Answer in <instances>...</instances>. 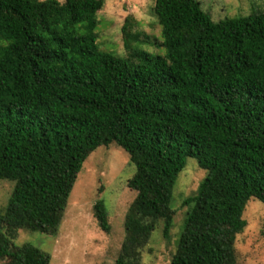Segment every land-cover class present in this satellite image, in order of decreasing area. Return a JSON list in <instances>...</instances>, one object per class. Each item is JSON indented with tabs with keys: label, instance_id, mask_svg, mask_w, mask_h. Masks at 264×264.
<instances>
[{
	"label": "trees",
	"instance_id": "trees-1",
	"mask_svg": "<svg viewBox=\"0 0 264 264\" xmlns=\"http://www.w3.org/2000/svg\"><path fill=\"white\" fill-rule=\"evenodd\" d=\"M105 0H0V261L50 264L20 230L57 236L87 158L115 144L135 167L136 193L115 264H142L188 160L207 172L184 200L170 264H237L251 200L264 204V12L213 21L198 0H156L160 49L122 26L126 55L98 43ZM155 45L156 43H151ZM94 216L111 230L103 200Z\"/></svg>",
	"mask_w": 264,
	"mask_h": 264
},
{
	"label": "rangeland",
	"instance_id": "rangeland-1",
	"mask_svg": "<svg viewBox=\"0 0 264 264\" xmlns=\"http://www.w3.org/2000/svg\"><path fill=\"white\" fill-rule=\"evenodd\" d=\"M63 1V0H60ZM213 21L264 12V0H198ZM156 0H105L98 13V43L104 52L126 55L122 26L128 17L136 23L143 48L150 53L164 54L161 28L153 13ZM151 43H156L151 45ZM135 167L128 153L118 145L100 147L84 163L70 195L64 219L57 236L20 230L14 245L32 244L51 255L50 264H115L125 236L126 213L136 197L128 187ZM207 172L190 159L174 189L172 208L176 212L170 240L163 237L162 225L155 231L142 255V264H170L177 249L187 207L184 200L197 193ZM13 183L0 181V210L11 197ZM103 200L111 230L104 232L94 216V206ZM247 227L237 236V264H264V204L251 200L244 213ZM0 264H9L7 260Z\"/></svg>",
	"mask_w": 264,
	"mask_h": 264
}]
</instances>
